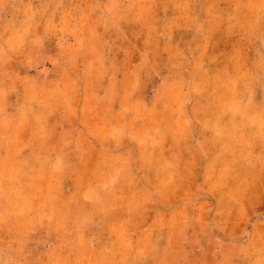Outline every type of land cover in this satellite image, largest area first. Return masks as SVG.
I'll list each match as a JSON object with an SVG mask.
<instances>
[{
	"label": "rangeland",
	"instance_id": "rangeland-1",
	"mask_svg": "<svg viewBox=\"0 0 264 264\" xmlns=\"http://www.w3.org/2000/svg\"><path fill=\"white\" fill-rule=\"evenodd\" d=\"M0 264H264V0H0Z\"/></svg>",
	"mask_w": 264,
	"mask_h": 264
},
{
	"label": "crops",
	"instance_id": "crops-1",
	"mask_svg": "<svg viewBox=\"0 0 264 264\" xmlns=\"http://www.w3.org/2000/svg\"><path fill=\"white\" fill-rule=\"evenodd\" d=\"M63 105H64V104H63ZM63 105H62V106H63ZM63 109L68 110V109H67V104H66V107H65V105H64V107H62V110H63ZM66 118H67V114L65 115L64 120H66Z\"/></svg>",
	"mask_w": 264,
	"mask_h": 264
}]
</instances>
